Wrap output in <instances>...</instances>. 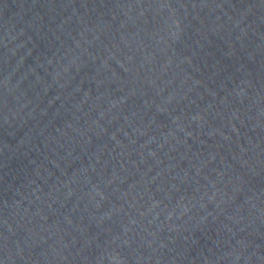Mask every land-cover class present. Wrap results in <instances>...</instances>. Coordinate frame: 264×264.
<instances>
[{"label":"water","instance_id":"95a60500","mask_svg":"<svg viewBox=\"0 0 264 264\" xmlns=\"http://www.w3.org/2000/svg\"><path fill=\"white\" fill-rule=\"evenodd\" d=\"M0 264H264V0H0Z\"/></svg>","mask_w":264,"mask_h":264}]
</instances>
